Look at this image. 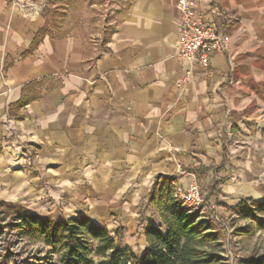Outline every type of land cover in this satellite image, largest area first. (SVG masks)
<instances>
[{"label":"crops","instance_id":"0c3cea01","mask_svg":"<svg viewBox=\"0 0 264 264\" xmlns=\"http://www.w3.org/2000/svg\"><path fill=\"white\" fill-rule=\"evenodd\" d=\"M177 3L0 0L1 200L51 196L56 220L119 213L131 238L121 246L142 255L146 226L162 223L148 202L159 175L187 189L196 177L185 169L209 168L211 204L264 199V0H199L198 17L228 37L207 64L179 57ZM49 4L78 8L81 21L62 37L50 24L29 54ZM42 80V98L13 117L23 88Z\"/></svg>","mask_w":264,"mask_h":264},{"label":"trees","instance_id":"16d2710c","mask_svg":"<svg viewBox=\"0 0 264 264\" xmlns=\"http://www.w3.org/2000/svg\"><path fill=\"white\" fill-rule=\"evenodd\" d=\"M47 35L52 36L49 22L37 33L28 53L34 52ZM45 82L27 84L21 99L10 107V114L16 119L23 118L21 111L42 98ZM226 162L225 158L221 169ZM185 171L196 177L205 194L204 206L210 208V197L217 193L219 186L214 178L206 183L210 169L195 166ZM175 184L176 177L159 175L155 179L148 202L162 223L146 226L148 245L142 255L121 246V229L116 238L107 227L85 214L55 220L0 200V222L7 221L8 227L29 242H41L49 251V264H226L216 250L220 246L217 243L219 235L211 218H203L200 212H190L176 200L173 196ZM233 210L245 218L251 217L253 210L264 212V199L242 201ZM241 264H264V254L243 260Z\"/></svg>","mask_w":264,"mask_h":264},{"label":"rangeland","instance_id":"374dc122","mask_svg":"<svg viewBox=\"0 0 264 264\" xmlns=\"http://www.w3.org/2000/svg\"><path fill=\"white\" fill-rule=\"evenodd\" d=\"M61 10H66V8ZM61 10H53L50 5L45 11V17L51 26L62 28V31L57 33L56 37L67 35L69 26L81 21L76 20L74 17L79 14L78 8L69 13L67 10L66 12ZM51 200V196L43 198L42 206H24L15 202H4L30 209L44 217L48 215L47 217L56 220V215H63V209L60 206H51ZM194 212H200L203 218H211L219 235L217 243L220 246L216 250L225 258L226 264H241L243 260L264 254V212L253 210L251 217L245 218L234 211L233 208L218 204H211L210 208L204 206ZM141 220H144L143 215L139 218V222ZM96 221L107 227L111 234L117 238V232L122 227L119 213L115 214L111 211L106 217L96 214ZM7 224V221L0 222V264H49L47 260L49 251L41 242H29L21 238V235L16 230L8 227ZM123 234L120 239L122 246L125 245V240L129 241L131 239L129 236H125V230ZM53 258L55 260V257Z\"/></svg>","mask_w":264,"mask_h":264},{"label":"built area","instance_id":"2783aa9c","mask_svg":"<svg viewBox=\"0 0 264 264\" xmlns=\"http://www.w3.org/2000/svg\"><path fill=\"white\" fill-rule=\"evenodd\" d=\"M8 1L23 8L31 4V0ZM198 2L199 0H178L179 57L190 62L207 64L214 54L227 50L228 37L215 22H206L198 17ZM173 196L190 212L200 210L205 204V194L197 180L192 181L187 189L175 186Z\"/></svg>","mask_w":264,"mask_h":264}]
</instances>
